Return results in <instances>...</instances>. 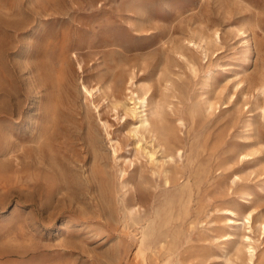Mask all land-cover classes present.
Wrapping results in <instances>:
<instances>
[{
	"label": "rangeland",
	"instance_id": "1",
	"mask_svg": "<svg viewBox=\"0 0 264 264\" xmlns=\"http://www.w3.org/2000/svg\"><path fill=\"white\" fill-rule=\"evenodd\" d=\"M263 224L264 0H0V264H264Z\"/></svg>",
	"mask_w": 264,
	"mask_h": 264
},
{
	"label": "bare ground",
	"instance_id": "2",
	"mask_svg": "<svg viewBox=\"0 0 264 264\" xmlns=\"http://www.w3.org/2000/svg\"><path fill=\"white\" fill-rule=\"evenodd\" d=\"M147 94L145 93L144 95H142V96H140L139 94H138V97H137V99H138V103L139 104H142V107L143 108H145L146 107V96ZM144 111H146V109H144ZM146 115V114H145ZM229 211H231V213H232V210L231 209H228ZM234 214H235V212H234ZM249 218V217H248ZM235 222H236V220H235ZM264 225V224H263ZM263 228H264V226H263ZM247 238V237H246ZM248 239V238H247ZM145 241H142L141 242V244L142 243H144ZM143 252V249L142 250H140V252L139 253H141V254H143L142 253ZM143 259H145V257H143Z\"/></svg>",
	"mask_w": 264,
	"mask_h": 264
}]
</instances>
